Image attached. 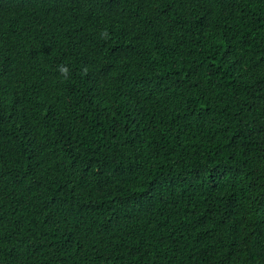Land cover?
I'll use <instances>...</instances> for the list:
<instances>
[{
    "label": "trees",
    "instance_id": "obj_1",
    "mask_svg": "<svg viewBox=\"0 0 264 264\" xmlns=\"http://www.w3.org/2000/svg\"><path fill=\"white\" fill-rule=\"evenodd\" d=\"M0 264H264V0H0Z\"/></svg>",
    "mask_w": 264,
    "mask_h": 264
},
{
    "label": "clouds",
    "instance_id": "obj_2",
    "mask_svg": "<svg viewBox=\"0 0 264 264\" xmlns=\"http://www.w3.org/2000/svg\"><path fill=\"white\" fill-rule=\"evenodd\" d=\"M62 71H66V69H61Z\"/></svg>",
    "mask_w": 264,
    "mask_h": 264
}]
</instances>
